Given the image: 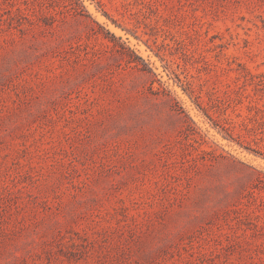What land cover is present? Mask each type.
I'll list each match as a JSON object with an SVG mask.
<instances>
[{"label": "rangeland", "instance_id": "374dc122", "mask_svg": "<svg viewBox=\"0 0 264 264\" xmlns=\"http://www.w3.org/2000/svg\"><path fill=\"white\" fill-rule=\"evenodd\" d=\"M71 3L0 0V264H264V0Z\"/></svg>", "mask_w": 264, "mask_h": 264}, {"label": "trees", "instance_id": "16d2710c", "mask_svg": "<svg viewBox=\"0 0 264 264\" xmlns=\"http://www.w3.org/2000/svg\"><path fill=\"white\" fill-rule=\"evenodd\" d=\"M71 5H73L72 8L76 12H79L80 10H84L85 9V6L83 5L82 0H72ZM227 129H229V128H227Z\"/></svg>", "mask_w": 264, "mask_h": 264}]
</instances>
